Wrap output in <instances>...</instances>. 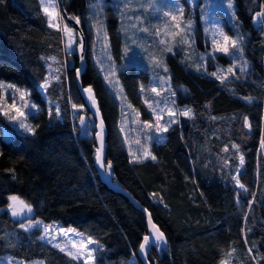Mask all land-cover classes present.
I'll return each mask as SVG.
<instances>
[{"label":"trees","instance_id":"trees-1","mask_svg":"<svg viewBox=\"0 0 264 264\" xmlns=\"http://www.w3.org/2000/svg\"><path fill=\"white\" fill-rule=\"evenodd\" d=\"M178 1L189 9L188 0ZM87 3L61 0L62 21L66 25L64 14L78 20L84 35L80 81L93 90L104 121L105 170L147 209L164 235V243L150 247L149 263L264 264V0H233L232 27L218 11L222 30L240 38L228 54L216 50L210 40L203 42L199 20L179 41L174 22L163 25L160 20L171 19L161 2L152 8L160 10L161 18H145L143 37L136 34L133 41L140 55L151 44L150 57L159 55L164 64L160 71L170 81L172 103L191 109V115L169 123L161 139L149 143L155 159L141 165L131 163L118 126L120 104L93 59L94 28L85 18ZM130 3L103 1L102 33L113 60L121 64L116 77L127 103L141 118L150 119L143 105L148 69L132 63L135 55L126 54L128 39L120 32L124 16L131 14ZM158 25L168 31L162 39L170 50L154 35L151 39ZM76 42V50L65 51L63 34L49 27L40 0H0V82L28 89L37 107L28 118L33 132L15 131L8 139V123L0 113V258L83 264L41 240L40 228L21 227L24 222L15 220L8 207L9 197L16 196L31 206L35 222L70 227L95 241L94 264H142L137 252L147 235L145 216L126 196L106 186L94 167L95 120L75 80L77 34ZM208 44L211 53L205 57L199 51ZM50 64L55 72L50 73ZM51 74L56 78L50 79ZM73 105L79 109L74 116ZM239 167L242 189L233 183Z\"/></svg>","mask_w":264,"mask_h":264},{"label":"rangeland","instance_id":"rangeland-1","mask_svg":"<svg viewBox=\"0 0 264 264\" xmlns=\"http://www.w3.org/2000/svg\"><path fill=\"white\" fill-rule=\"evenodd\" d=\"M103 1L104 0H100L99 4H94V0H88L86 7V16H85L86 21L94 28L93 59L97 68L102 74L105 84L107 85L108 88H110V91L112 92L115 99L120 104V118H119L118 126H119V131L121 132L125 140V143L128 147V153L131 158V163L132 165H136V164L141 165L145 161L150 160L152 157V154L149 151V143H151L153 139L160 140L162 137V133L164 132L163 127L165 125H168L169 123H172L171 121L173 119L175 121H178L179 117H184L179 113L186 110V108H177L172 103L171 101L173 95L172 87L170 85L168 76L162 75V72L160 71V69L163 68L164 64H162L159 55L152 54L153 56L150 57L149 51L151 49V44H147V46L145 47L144 54L141 53L140 55L137 50V45L133 41L134 36L137 34V36H140L141 38L143 37L144 35L143 21L145 18L151 19L152 16H157L158 20L159 18H161L160 10L159 11L152 10V8L156 9L157 3L161 2L160 7H165L163 9L164 12H168L170 10L168 12L170 13V16L171 14H176L177 16L176 20H172L170 18H168L167 21L163 19L160 20L161 22H163V25L167 24L166 22L169 21H173L175 26L180 25V28L175 27L174 30V34L178 36L177 39L179 41H181V34L183 32L190 33L191 31L192 32L194 31V29L196 28L197 20H199L203 34V42H207L210 40V43L212 42L213 45L215 44L216 50L218 46L221 48L225 46V42L223 40V36L221 35V33L227 35L230 38V41L236 40L238 44L240 38L234 35L229 36L228 34H226L220 27V23L218 20L221 17L218 13V11L220 10L225 14L228 24L231 27L234 25V21H235L234 3L233 0H188L189 9L187 10L185 6L178 0H128L131 3L127 7L128 8L127 10L130 11L131 14L125 15L126 11L124 12L125 16L124 15L123 16L125 18V21L123 22V25L121 22L120 32L121 34L124 33V36L128 39V42L124 40L125 47L128 48V52H129L127 53V55H130L131 53L130 56L132 57L134 55L135 56L133 60L132 58L130 59V57H127V61L132 60V63L144 66L146 69H148L150 75V83L148 85V91L146 89L147 93L143 99V105L151 115V118L143 119L141 118L139 111L131 107L127 103L121 85L116 77V71L121 64L119 65L113 60L106 36H104V34L102 33L103 29H102L101 6L103 4ZM40 2L42 4L43 10H44V5L46 3H55V9H51V8L49 9V11H52L54 13L53 16L49 17L45 13L48 18V23L51 20L52 24L54 25L53 27L61 30L64 37V47L66 52H71L73 50H76L77 47L76 34L73 29L63 24L62 14L60 10V5L58 4V0H40ZM167 3L170 6H167ZM229 3L231 4V7H229ZM177 8L183 9L182 17L175 11ZM155 11H156V15H155ZM121 21H122V17H121ZM182 24L184 25L182 26ZM65 26H67L68 30L72 33L71 38L69 37L68 33L64 31ZM167 33L168 31L164 26L161 27L160 25H158L155 34H151L150 36L151 39H153V35H154L156 42L158 41L162 48L164 47L167 50H169L170 48L168 44L164 46L165 42L162 39L163 37L162 35L166 36ZM161 41H163V43H161ZM214 41L218 42V44L214 43ZM212 44H208V48L205 47L206 45H204V51L203 52L199 51V52L201 54L205 52L206 54L205 57H209L211 53L209 49L211 48ZM69 45H71V47H69ZM193 47H195V45ZM227 47L228 50L235 48L231 45L230 42L227 44ZM195 53L196 52H193L194 55ZM238 55L240 57V53ZM239 62L240 63L243 62L242 59H240ZM127 63L128 62L122 64L126 65ZM241 65L242 63L238 64V67H240ZM112 69H114V73L110 71ZM49 70L50 73H52L53 71L55 72V68H53V65L51 64L49 65ZM106 76L107 79L105 78ZM50 77L51 76H49V78ZM54 78H56V76L52 75L50 79H54ZM9 85L13 87H9ZM17 89H19V91H17ZM152 89H155V91H153ZM13 102H15L16 108H19L24 112V117H21V119L24 121L25 124H27L29 127L32 128L33 124L29 121L28 118L29 115L37 112V107L36 106L32 107V104L34 105V103L29 96L28 89L18 86L12 82L2 80L0 82V108H5L6 110L10 111V114L16 115L15 109L9 107L13 104ZM161 109H165V110L161 112ZM167 109H172L176 113V115L174 117H170ZM78 111H79L78 107L77 109H74L73 106H71V114L73 116L76 115ZM154 111L157 114L161 115V119L159 120V124L161 126L160 131L156 130L157 121H156V116L153 114ZM5 119L7 120L8 123V125L4 126L5 138L8 139L13 137L15 131H24L31 133L29 131H26L24 128L20 127L18 121L9 120L6 116ZM145 122L152 124V127L151 128L145 127ZM84 125L81 124L82 127H84ZM137 141H139V143ZM145 153H148L149 155H145ZM240 165H241V161H240ZM239 169L240 167L234 170L233 183L238 189H242L238 187L236 183ZM234 177L236 179H234ZM11 203L12 201L10 200V204ZM32 212L33 211H31V213H28L26 211L25 213H23V215L19 217H13L12 215L11 216L17 221L24 222L22 224L25 227H27V225L30 222L35 224V221L31 219ZM10 214H11V210H10ZM39 221L41 223L36 227L41 229L40 239L43 240L45 243L52 245L53 247H55L54 246L55 244H60L61 247L65 248V251L63 252L66 253L67 255L69 251H71L72 253H77L78 251H80L78 247H73L72 244L69 243L70 241L79 242L82 239L84 241H87V239H89L88 237L75 231L73 228L62 227L57 223L47 224V223H43L41 220ZM45 225L52 226L51 230L46 232ZM25 227L23 228L25 229ZM59 229H63L64 232L58 231ZM67 229H73L74 232H67ZM53 236H55L56 239H52ZM87 247L95 250L96 243L89 244L87 245ZM56 248L60 250V248L58 247ZM94 255H95V251L92 252L93 257ZM68 256L72 257L71 255ZM79 260L83 262V259H79ZM225 261L226 262H224V264H229L228 260ZM0 264H44V261L41 259H36L30 262H24L10 255H5L0 258ZM88 264H94V259L89 260Z\"/></svg>","mask_w":264,"mask_h":264},{"label":"snow or ice","instance_id":"snow-or-ice-1","mask_svg":"<svg viewBox=\"0 0 264 264\" xmlns=\"http://www.w3.org/2000/svg\"><path fill=\"white\" fill-rule=\"evenodd\" d=\"M99 3H100V0H94V4H99ZM229 7H231L230 3H229ZM50 8L51 9H55V3H46L44 5L45 13L49 17H52L54 13L52 11H49ZM175 11L181 17L183 16V9L177 8ZM164 15L167 16V15H170V13L165 12ZM176 18H177L176 14H171V19L172 20H176ZM78 22L79 21L77 20V23ZM53 26L54 25L52 24V22L50 20L49 27H53ZM176 27L180 28V25H176ZM64 31L67 32L69 37L71 38L72 33L68 30L67 26H65ZM145 31H147V29H145ZM221 35L223 36V40L225 42V46L222 47V48L218 46L217 50L218 51H222L225 54H228L227 44L230 42L231 45L233 47H235L237 45V41L236 40H231L230 41V38L227 35H224L223 33H221ZM161 43H163V41H161ZM214 43L218 44V42H216V41H214ZM69 47H71V45H69ZM81 50H82V42H81ZM126 54H127V49H126ZM53 59H55V58L53 57ZM110 71H112L114 73V69H112ZM227 71L228 72H233V69L229 68ZM105 78L107 79V76ZM217 78L221 79L223 81V79H226L227 77H219L218 76ZM47 83L48 82L46 81L44 85H41V87L42 88H46L47 87ZM9 87H13V86L9 85ZM141 90L143 91V88ZM152 90L155 91V89H152ZM17 91H19V89H17ZM85 91H87L89 93V99L91 100L92 104L95 105V99H94V96L92 95V89L88 88V89H85ZM173 95H174V93H173ZM146 103H147V101H146ZM9 107L12 108V109H15L16 115L10 114V111L6 110L5 108H0V113H2L4 116H6L9 120L18 121L19 124H20V127L24 128L26 131L33 132V129L31 127H29L27 124H25L24 121L21 119V117H24V112L21 109L16 108L15 102H13V104L11 106H9ZM32 107H35V105H32ZM80 107L82 108L83 106H80ZM73 108L77 109V105H73ZM164 110L165 109H161V112H163ZM167 111H168V114H169L170 117H174L176 115V113L172 109H167ZM153 114L156 116V121H157L156 130L160 131L161 130V126L159 124V120L161 119V115L157 114L155 111L153 112ZM179 114L183 115V116H189L191 114V109H186V110H184L183 112H181ZM57 115H59V109L58 108H57ZM171 122L174 123L176 121L173 119ZM80 123L82 125L85 124V120H84L83 117H80ZM102 125H103V121H101V133L98 134V138L101 140V144H102V140H103V137H102ZM145 127L151 128L152 124L145 122ZM167 127H168V125H165L163 127V131H167ZM149 138H151V137H149ZM137 142L139 143V141H137ZM225 150H227V149H225ZM145 155H149V154L145 153ZM152 158L155 159V157H152ZM96 160L100 164L101 168L105 167V164H104V162L102 160V156H101V149H97ZM242 162H243V157H241V163ZM107 168L110 170V168H111V164L110 163L107 165ZM234 179H236V178L234 177ZM236 183H237L238 187L244 188V185L240 184L239 179H236ZM9 199L12 201V203L9 204L8 207L11 210V215L13 217H19V216L23 215L25 209L27 210L28 213H31V211H32L31 206L30 205H26L25 202L20 200L18 197L11 196V197H9ZM40 223H41L40 221H36L35 224L30 222L27 225V227H25L23 224H21V227H25V230L27 231V230H29L31 228H34V227L38 226ZM51 227L52 226H50V225H45V231L46 232L50 231ZM58 231L64 232L63 229H59ZM67 232H74V230L73 229H67ZM52 239H56V237L53 236ZM155 240L157 242H160V241L163 240V233H160L159 230L156 231ZM69 243H71L73 247H78L80 249V251H78L77 253H72L71 251L68 252V255H71L73 257V259H78V260L79 259H83L84 264H88L89 260L94 259V257L92 256V252L95 251V250L88 248L87 245L92 244V243H96L95 241H93V240H91L89 238V239H87V241H84L82 239L79 242L70 241ZM149 244H150V240H149V237L146 235L144 237V243H142L140 245L141 252H145L146 251V246H148ZM54 246L60 248L61 251H65V248L61 247L60 244H55Z\"/></svg>","mask_w":264,"mask_h":264},{"label":"water","instance_id":"water-1","mask_svg":"<svg viewBox=\"0 0 264 264\" xmlns=\"http://www.w3.org/2000/svg\"><path fill=\"white\" fill-rule=\"evenodd\" d=\"M58 2L60 5L61 0H58ZM63 18L66 22V25L75 31V33L77 34V36L80 40V45L77 49L78 67L75 70V80H76L78 91H79L80 96L83 100V104L95 120L94 143H95L96 149H101L102 160L105 164V140H104V138H105V126H104L102 114L99 110V106H98L97 100L94 96L93 90H92V95L94 96V99H95V105H93L91 100L89 99V93L87 91H85V89H88L89 87H84L80 81V76H81V73H82L84 66H85V61H84V56H83L84 45H85L84 35H83L82 30H81L80 22L77 23L76 19H73L66 14L63 15ZM81 42H82V50H81ZM101 121H103L102 144H101V140L98 138V134L101 133ZM96 155H97V151H96ZM94 167H95V170L99 176V179L103 183H105L106 186H108L112 190L120 192L121 194L126 196L129 200V202L132 203V205L135 208L139 209L144 214L145 223H146V227H147V236L149 237L150 244L148 246H146L145 252H141V249L139 248L138 252H137V256L139 257L142 264H150L148 259H147V255H148V252L150 250V247L155 246L157 243V241L155 240V235H156V231L159 230L158 226L153 223V221L150 217V214L146 208H144L130 193H128L126 190H124L120 185H118L112 181V179L107 174L105 167L101 168L100 164L96 160V157H95V161H94ZM26 211L27 210L25 209L24 213ZM159 232L162 233L160 230H159ZM162 242L163 243L165 242L164 235H163ZM142 243H144V240Z\"/></svg>","mask_w":264,"mask_h":264}]
</instances>
